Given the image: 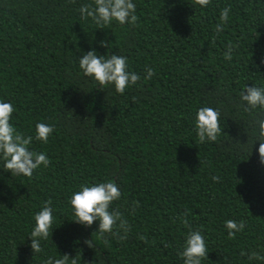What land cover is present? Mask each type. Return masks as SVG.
Segmentation results:
<instances>
[{
    "label": "trees",
    "instance_id": "obj_1",
    "mask_svg": "<svg viewBox=\"0 0 264 264\" xmlns=\"http://www.w3.org/2000/svg\"><path fill=\"white\" fill-rule=\"evenodd\" d=\"M134 2L135 24L100 26L78 11L93 0H0V99L14 105L21 134L34 137L38 122L54 128L47 144L31 145L48 167L11 176L0 162V264L61 255L68 264H183L184 220L206 237L202 264H264L248 260L264 256V136L255 125L264 109L245 110L239 95L264 86V0ZM224 8L229 20L217 34ZM93 48L127 56L141 79L123 94L101 88L78 67ZM200 107L220 112L216 142L196 136ZM108 180L122 193L110 210L130 226L123 241L117 228L74 222L69 202L81 185ZM47 202L53 231L33 253V217ZM227 220L244 221V231L230 238Z\"/></svg>",
    "mask_w": 264,
    "mask_h": 264
},
{
    "label": "clouds",
    "instance_id": "obj_2",
    "mask_svg": "<svg viewBox=\"0 0 264 264\" xmlns=\"http://www.w3.org/2000/svg\"><path fill=\"white\" fill-rule=\"evenodd\" d=\"M201 6H206L208 0H199ZM80 18L91 20L96 25L110 26L113 22L119 25L135 24L136 3L134 0H93V3H85L79 9ZM230 8H224L219 17L215 31L217 34L223 31L224 25L229 20ZM103 29V28H101ZM101 48L111 49L112 45L106 40L98 42ZM232 48H228L225 58L232 59ZM80 73L93 80L101 88L111 86L114 90L123 94L125 90L136 85L141 77L129 68L128 57L116 54H99L94 48L78 57ZM154 75L151 68L147 69L145 79ZM240 101L247 109H264V86L246 87L240 92ZM14 105L11 102L0 99V162L2 169L9 172L11 176H32L33 172L40 167H48L50 159L43 151L32 150L33 139L47 144L54 128L45 122L35 124V136L21 134L11 122ZM220 112L212 107H200L194 117V128L196 136L201 144L216 142L220 134ZM260 136H264V119L255 121ZM258 154L261 162L264 163V141H260ZM253 148V147H252ZM213 177V180H218ZM120 186L114 180L96 182L93 184L81 185L79 190L74 191L70 197V205L76 220L74 222L91 226L98 221V232L113 234L114 228L123 232L120 239L126 240L130 231L128 222L121 218L118 211L110 210L113 202L121 199ZM54 209L51 202H47L33 217L34 225L28 236L31 240L33 253L42 251L41 242L47 240L49 233L53 231ZM189 231L185 236L182 251L179 253L183 264H202V260L208 257V246L206 237L201 230H192L188 221L184 220ZM244 221L227 220L225 227L228 236L234 237L236 233L245 229ZM88 246H89V242ZM241 255H245L244 252ZM68 255H61L60 258L49 257L46 264H68ZM75 264L74 258L71 259ZM248 260H264V256L258 252L248 255Z\"/></svg>",
    "mask_w": 264,
    "mask_h": 264
}]
</instances>
